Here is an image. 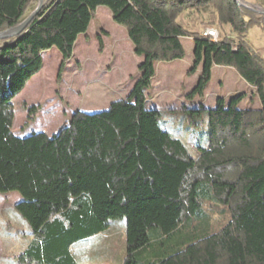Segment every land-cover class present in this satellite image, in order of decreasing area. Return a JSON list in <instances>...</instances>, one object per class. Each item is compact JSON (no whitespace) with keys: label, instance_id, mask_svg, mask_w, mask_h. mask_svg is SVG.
Masks as SVG:
<instances>
[{"label":"trees","instance_id":"trees-1","mask_svg":"<svg viewBox=\"0 0 264 264\" xmlns=\"http://www.w3.org/2000/svg\"><path fill=\"white\" fill-rule=\"evenodd\" d=\"M37 4L0 0V32L22 24ZM99 7L141 59L128 95L98 113L75 111L51 136H15L13 99L53 49L59 81ZM206 7L235 40L177 23L184 11ZM255 25L264 16L231 0H43L21 34L0 40V195H18L15 211L32 237L15 264L86 263L89 243L117 220H124L120 264H264V59L247 40ZM187 37L189 73L199 74L181 127H171L148 91L157 64L185 58ZM214 67L235 71L254 94L206 105ZM26 110L30 121L37 110Z\"/></svg>","mask_w":264,"mask_h":264},{"label":"rangeland","instance_id":"rangeland-1","mask_svg":"<svg viewBox=\"0 0 264 264\" xmlns=\"http://www.w3.org/2000/svg\"><path fill=\"white\" fill-rule=\"evenodd\" d=\"M241 2L248 7L264 9V0ZM177 23L188 28L190 33L195 31L202 34L207 29L216 31V39L221 37L219 30L222 25L217 22V14L212 7L186 10L177 18ZM224 32L227 37H231L229 34L234 35L231 40H235L236 36L231 28ZM247 40L264 59V25L251 27ZM182 43L186 50L185 58L157 64L152 89L148 91L153 105L171 127H181V109L186 105L184 97L195 86L198 77L197 74L189 73L192 65L189 41L183 40ZM53 50L43 54L41 71L28 81L12 101V132L15 136L25 137L31 131L56 133L67 124L75 111L88 114L104 111L114 101L124 99L138 78L140 59L134 56L124 28L113 23L109 11L104 7L97 9L86 35L78 37L73 57L66 63L59 81L57 73L61 58ZM236 76L238 77L235 71L227 68L214 71L205 90L206 105H213L216 95L225 98L234 89L244 90L246 95L251 92L253 95V90L248 86L244 89V82ZM245 102L241 105L247 104ZM257 105L258 101L255 99L252 106ZM29 107L37 110L30 121L26 110ZM247 108H250V103ZM26 124H29L28 128L24 129ZM15 196L18 195H0V264L15 261L18 252L25 246L23 240L8 241L1 237L3 231L7 235H15L19 227L14 215L6 214L15 209ZM121 226L124 227V220L114 221L104 235L89 243L88 264H120L124 256Z\"/></svg>","mask_w":264,"mask_h":264},{"label":"crops","instance_id":"crops-1","mask_svg":"<svg viewBox=\"0 0 264 264\" xmlns=\"http://www.w3.org/2000/svg\"><path fill=\"white\" fill-rule=\"evenodd\" d=\"M182 28H184V30L185 31H187L188 33H190L189 31H188V28H186V27H183V26H181ZM222 28V30L220 29L219 31H220V34H221V37H220V39L219 40H221V39H224V38H227V39H232L233 37H234V35H231V34H229L231 37H227L226 36V34H225V32H224V30H226V29H228V31H230V28L229 27H227V26H221ZM226 28V29H225ZM192 34L193 33H195V34H199V33H197V32H191ZM86 35V34H85ZM128 38V37H127ZM183 40H187V41H189V45H190V50L192 51V45H191V39L190 38H185V39H183ZM182 40V41H183ZM183 44V43H182ZM132 46V45H131ZM183 47H184V45H183ZM132 49H133V47H132ZM184 50H185V48H184ZM54 52H55V50H53ZM191 51H190V60H191V63H192V59H191ZM57 53V52H56ZM57 55H59L58 53H57ZM185 55H186V50H185ZM60 56V55H59ZM61 58V57H60ZM43 59V64H44V57L42 58ZM140 59V58H139ZM140 62H141V59H140ZM220 69H223V68H219V67H214L213 69H212V76H213V73H214V71H216V70H220ZM195 74H199V73H195ZM194 74V75H195ZM237 77V76H236ZM238 78V77H237ZM197 79H198V77H197ZM197 79H196V81H197ZM240 79V78H239ZM136 81V80H135ZM241 81V80H240ZM135 83V82H134ZM134 85V84H133ZM243 85V87H244V89H246L247 87H246V85L243 83L242 84ZM249 88V87H248ZM245 91L244 90H236L235 91V89L232 91V92H230V93H228L227 94V98L228 97H230V96H232L233 94H236V93H244ZM249 95H251V92L250 93H248ZM216 97H219V95H216ZM225 97V98H226ZM215 101V100H214ZM34 132H41V133H45V134H47L48 136H51V135H53L54 133H52V134H49V133H47V132H43V131H34ZM15 197H17L16 198V200H15V205L20 201V199H19V197L18 196H15ZM14 212V213H13ZM6 214H8V215H11V214H13L14 215V218H15V220H16V223H17V225L19 226L18 228H17V232L15 233V235H13V234H5V231H3L4 233H2L1 234V237H2V239L3 240H8V241H18V240H23L24 241V243H25V246L23 247V249L20 251V252H18V254H20L21 252H23L24 250H25V248L27 247V245L30 243V241L32 240V237H31V235H30V232H29V229H28V227L26 226V224L19 218V216H18V214L16 213V211H15V209L13 210V211H7V213ZM13 238V239H12ZM12 239V240H11ZM1 264H15V261H11V262H4V263H1ZM80 264H88V262L87 263H85V262H82V263H80Z\"/></svg>","mask_w":264,"mask_h":264},{"label":"water","instance_id":"water-1","mask_svg":"<svg viewBox=\"0 0 264 264\" xmlns=\"http://www.w3.org/2000/svg\"><path fill=\"white\" fill-rule=\"evenodd\" d=\"M231 1L236 2L238 4V6H240V7L246 8L252 12H255L259 15L264 16V11L261 9L250 8V7L246 6L243 2H241V0H231ZM42 6H43V0H38V4H37L35 11L22 24L14 27L12 29L0 32V40L9 39V38H12V37H15V36H18L19 34H21L26 29V27L30 24V22L35 18L37 13L41 10Z\"/></svg>","mask_w":264,"mask_h":264},{"label":"built area","instance_id":"built-area-1","mask_svg":"<svg viewBox=\"0 0 264 264\" xmlns=\"http://www.w3.org/2000/svg\"><path fill=\"white\" fill-rule=\"evenodd\" d=\"M203 37H210L214 40H217L216 39V31L214 30H204V32L201 34Z\"/></svg>","mask_w":264,"mask_h":264}]
</instances>
